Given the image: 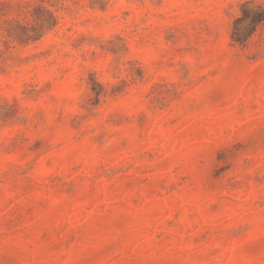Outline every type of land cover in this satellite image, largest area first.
I'll use <instances>...</instances> for the list:
<instances>
[{"label":"rangeland","instance_id":"obj_1","mask_svg":"<svg viewBox=\"0 0 264 264\" xmlns=\"http://www.w3.org/2000/svg\"><path fill=\"white\" fill-rule=\"evenodd\" d=\"M258 8L0 0V264H264Z\"/></svg>","mask_w":264,"mask_h":264},{"label":"trees","instance_id":"obj_2","mask_svg":"<svg viewBox=\"0 0 264 264\" xmlns=\"http://www.w3.org/2000/svg\"><path fill=\"white\" fill-rule=\"evenodd\" d=\"M247 18H249V15H248V13H246V9H244L242 17L240 19H237L236 23H239L240 20H244ZM251 20H252L253 24L264 23V9L258 8L257 12L251 16Z\"/></svg>","mask_w":264,"mask_h":264}]
</instances>
